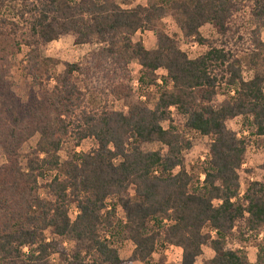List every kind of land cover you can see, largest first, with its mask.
Instances as JSON below:
<instances>
[{
	"label": "trees",
	"instance_id": "16d2710c",
	"mask_svg": "<svg viewBox=\"0 0 264 264\" xmlns=\"http://www.w3.org/2000/svg\"><path fill=\"white\" fill-rule=\"evenodd\" d=\"M132 2L0 0V264H154L160 246L181 248L179 264H195L207 243L214 251L207 264H264V176L240 196L248 140L226 125L242 117L249 135L264 137V0ZM167 17L185 40L207 49L190 58L166 32ZM205 25L216 38L202 35ZM138 31H151L156 48L134 41ZM67 35L98 48L55 74L48 66L59 61L38 50ZM22 47L23 69L40 88L26 100L10 81V57ZM133 60L141 88L155 89L147 96L157 97L153 108L132 96ZM122 87L127 113L110 104ZM218 95L224 99L215 107ZM171 108L186 116L185 127L212 138L202 181L185 169L190 143ZM34 136L23 163L21 149ZM68 137L73 146L91 139L94 147L62 160ZM152 142L165 153L142 149ZM239 220L238 240L257 241L254 263L246 249L227 247ZM124 241L134 246L127 260L115 245Z\"/></svg>",
	"mask_w": 264,
	"mask_h": 264
},
{
	"label": "rangeland",
	"instance_id": "374dc122",
	"mask_svg": "<svg viewBox=\"0 0 264 264\" xmlns=\"http://www.w3.org/2000/svg\"><path fill=\"white\" fill-rule=\"evenodd\" d=\"M122 2V0H118ZM146 0H134L132 5L144 4ZM164 26L166 32L174 36L176 38L181 39V49L187 53L190 58H195L202 54L207 47L204 45H200L192 40H185L177 28L175 22L171 17H167L164 19ZM145 32V31H144ZM144 32L138 31L133 37L134 41L141 40L144 44H156V39L153 33L144 34ZM202 35L211 40L216 38V33L213 27L210 25H205L201 28ZM261 40L264 42V29L261 30ZM98 48L97 44H83L77 45L74 43V39L72 36H63L58 40L52 41L48 44L41 46L38 50L40 58H52L54 60H58L59 63L57 65L50 64L48 68L51 72L58 74L64 70L63 63H75L79 62L86 54L89 52L96 50ZM28 52V48L22 47L21 51L10 57V61L13 64L10 81L13 84V89L15 93L18 94L24 100L27 99L29 94L32 91L40 92V88L36 86L32 75H30L26 70L23 69V66L26 64L25 56ZM141 66L137 60H133L128 65V70L130 72L131 81L129 84L130 91L132 96L135 99H139L151 108L154 107L155 102L157 101V97L154 95L152 99L148 100V94H154V88H141L138 79H139V70ZM159 76L166 75V71L163 69H159L157 71ZM252 76V72L248 71L247 68L244 69V78L249 79ZM161 83V81H160ZM264 89V84H263ZM125 92V88L122 87L120 93L112 95L111 99V107L116 111H122L127 113L128 107L125 104L123 93ZM224 97L222 95H218L213 100V105L218 107L223 101ZM172 118L175 124L180 128L184 133V138L187 142L190 143V147L184 152V166L185 169L190 173H195L200 176V180L204 179V175L202 174V162L205 161L209 157L210 147L212 143L211 136H204L196 131L188 129L185 127L186 116L179 113L176 108H171ZM227 127L236 132L238 136H246L248 140V148L245 154V160L242 164L241 168L238 170L240 176V186L239 193L240 196H243L249 182L252 181H262L264 176V171L261 169V165L264 163V137L258 138L249 135L248 131L244 129L243 118L235 117L234 119L228 120L226 123ZM163 126L168 128V123L164 122ZM38 136H34L28 142H26L22 149L21 159L24 163L25 156L29 154L32 148L35 147ZM94 147V142L91 139L84 140L79 146H73V140L71 138H66L65 142L59 152V155L62 160H66L73 151L77 152H87ZM142 149L144 151H162L165 153L167 150L166 146L159 142L152 143H143ZM6 163V157L2 149H0V166ZM179 168L176 169L178 171ZM45 181H42L44 183ZM45 190H42V196L45 194ZM77 214V210L72 208L70 211L71 218H74ZM245 225L244 220H239L237 222V227L234 229V236L229 238L227 241V247L231 249H246L248 259L251 263L255 262L257 255V241H251L246 243L244 241H239V230L242 226ZM209 232L207 228H205V232ZM210 233V232H209ZM211 235H214V232H211ZM259 239L264 238V230L258 237ZM68 246L69 244H64ZM119 255L122 259L127 260L131 257L134 246L130 241L118 242L115 244ZM214 257V251L211 248L210 243H207L202 248V254L197 259L195 264H207V262ZM151 261L154 264H179L182 259V250L176 246H166V247H158L157 251L152 255ZM55 262V261H54ZM133 264H142L140 262H134Z\"/></svg>",
	"mask_w": 264,
	"mask_h": 264
},
{
	"label": "crops",
	"instance_id": "0c3cea01",
	"mask_svg": "<svg viewBox=\"0 0 264 264\" xmlns=\"http://www.w3.org/2000/svg\"><path fill=\"white\" fill-rule=\"evenodd\" d=\"M145 4H146V2L142 5H145ZM149 33H152V32L151 31H145L144 34H142V36H144L145 34H149ZM144 46L146 47V49H155L156 48V44H145V41H144Z\"/></svg>",
	"mask_w": 264,
	"mask_h": 264
}]
</instances>
